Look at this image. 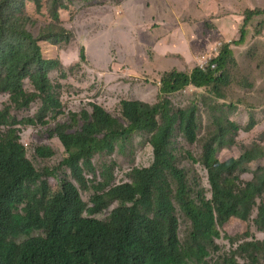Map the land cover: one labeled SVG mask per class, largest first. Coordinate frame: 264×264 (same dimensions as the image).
Listing matches in <instances>:
<instances>
[{
	"label": "trees",
	"instance_id": "obj_1",
	"mask_svg": "<svg viewBox=\"0 0 264 264\" xmlns=\"http://www.w3.org/2000/svg\"><path fill=\"white\" fill-rule=\"evenodd\" d=\"M13 1L0 0V93L9 94L0 109V264H264V240L243 241L251 237L253 223L264 232V165L252 180L241 178L253 162L264 159V145L253 141L237 158L219 157L221 150L237 144L244 128L226 111L233 106L227 102L232 46L246 42L248 25L264 16V9L245 12L241 39L226 43L206 68L164 72L155 103L122 99L119 117L92 103L91 111L70 112L68 122L56 123L54 133L66 153L61 166L73 179L60 182L55 170L37 169L27 157L21 127H44L63 113L61 85L49 77L50 71L62 70V63L45 59L39 42L57 44L64 34V44H69L71 34L55 27L58 32L34 37L25 27L27 18L10 11ZM28 1L32 11L41 12L44 0ZM21 2L25 6L26 0ZM47 2L53 21L59 22V11L67 9L64 0ZM85 60L81 47L77 64ZM27 79L31 90L24 86ZM189 87L208 93L213 127L204 136L199 106L177 108L171 99ZM34 104L39 107L33 116L16 115ZM255 126L252 117L244 129ZM180 134L190 144H201L199 162L208 171L210 198L178 163L174 145ZM137 135L145 136L152 148L148 167H134L121 183L115 182L114 163L102 161L96 168V156L116 149L123 153ZM53 154L48 146L36 149L38 157ZM83 192L90 193L88 201ZM113 204L106 218H96ZM177 205L191 223L184 242ZM222 235L232 247L240 245L212 263Z\"/></svg>",
	"mask_w": 264,
	"mask_h": 264
},
{
	"label": "rangeland",
	"instance_id": "obj_2",
	"mask_svg": "<svg viewBox=\"0 0 264 264\" xmlns=\"http://www.w3.org/2000/svg\"><path fill=\"white\" fill-rule=\"evenodd\" d=\"M67 9L59 11L60 21L54 22L47 0L43 1L40 13L31 10L30 2L25 6L21 0H14L10 11L25 16L26 29L38 38L42 33L58 32L55 27H63L70 35V43L64 44L42 40L39 45L45 59L58 58L62 70L49 72L53 84H60L59 94L63 103V113L47 126L21 127V142L27 157L37 169L55 170L58 181L73 180L70 170L61 166L66 156L65 149L54 133L56 123L68 122L70 112L83 109L91 111V104H100L108 112L119 115L122 99H138L155 103L160 76L171 70H188L196 66L206 68L223 49L226 43L239 41L242 35L245 12L249 9H264V0H64ZM264 16L257 17L248 27V37L244 44L233 45L235 56L230 66L232 76L228 88L229 104L227 114L244 128L256 120L253 130L243 128L237 137V144L221 150L222 161L239 157L253 141L261 140L264 145ZM50 30V32H48ZM62 39V40H61ZM85 48L86 60L79 62L80 49ZM27 90L32 86L27 79ZM204 89L189 87L171 96L177 108L199 106V118L203 124V134L213 127L212 118ZM9 101L8 93H0V109ZM39 104L17 113L21 119L33 116ZM205 128V130H204ZM208 134V133H207ZM178 135L174 150L178 163L187 170L191 183L205 189L208 198L212 196L208 171L200 164L201 144L188 143ZM200 135V139L202 137ZM263 140V141H262ZM48 146L53 156L43 158L36 155V149ZM102 161L115 164V182L128 181L127 174L134 167H148L152 162V148L145 136H135L132 143L104 157L96 156V168ZM264 165V159L253 162L248 172L242 173L244 182L254 177V172ZM80 188V187H79ZM195 194V193H194ZM86 201L90 193H82ZM116 206L113 204L96 218H106ZM179 235L184 242L191 223L180 211ZM256 212L253 218H256ZM241 226L232 228L230 235L237 234ZM252 239L264 240L253 223ZM227 238V239H226ZM242 241V242H243ZM220 247L210 259L214 263L219 255L232 252L240 245L232 247L228 237L217 240Z\"/></svg>",
	"mask_w": 264,
	"mask_h": 264
}]
</instances>
